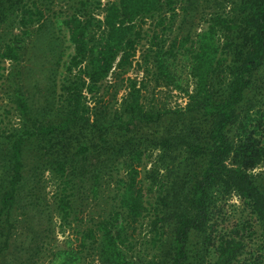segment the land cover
<instances>
[{"label":"trees","instance_id":"obj_1","mask_svg":"<svg viewBox=\"0 0 264 264\" xmlns=\"http://www.w3.org/2000/svg\"><path fill=\"white\" fill-rule=\"evenodd\" d=\"M8 1L0 0V6ZM12 4L19 9L21 25H43L40 9L23 0ZM177 4L178 0H109L102 6L100 0H78L62 20L72 49L60 86L64 120L44 123L30 110L25 95L14 94L20 125L6 136L0 217L18 200L26 201V208L40 206L38 175H32L29 184L22 175L25 142L36 136L45 139L40 146L43 153L51 154L43 162L57 179L54 205L64 224L83 221L82 211L74 209L75 199L88 187L97 197L100 168L107 165L113 170L114 163L123 159L125 177L115 188L116 207L82 235L100 264H189L192 234L202 239L197 264H205L202 258L209 248L214 260L207 264H264V257L240 262L253 235L251 224L235 226L227 233L215 232L212 224L216 195L235 194L258 221L264 237V186L259 184L264 173L254 172L264 166V76L258 75L264 67V0H236L229 16L211 15L195 39L189 33L175 36L166 47L163 35L172 27ZM158 13L145 57L152 61L155 80L182 89L170 61L183 50L193 83L190 91L184 90L186 105L172 111L176 125L165 132L161 122L168 112L147 109L135 80L128 81L129 91L112 115L98 97L101 83L114 70L132 67L144 36L142 27ZM26 29L0 47L1 60L20 61ZM256 81L259 98L253 102L248 92ZM246 101L248 105L241 107ZM76 130L80 134L87 130L88 141L75 144L71 153L63 152ZM111 132L122 133L123 143L112 147ZM149 148L160 154L147 172V190H167L154 202L150 221L155 251L147 259H136L128 255L126 245L146 212L140 167ZM175 153L181 155L176 163Z\"/></svg>","mask_w":264,"mask_h":264},{"label":"rangeland","instance_id":"obj_2","mask_svg":"<svg viewBox=\"0 0 264 264\" xmlns=\"http://www.w3.org/2000/svg\"><path fill=\"white\" fill-rule=\"evenodd\" d=\"M13 1L4 2L0 6V47H3L4 43H10L14 35H20L26 27L28 34L23 37L18 63L0 59V178L4 172L1 161L8 147L6 136L12 132L13 128H18L20 125L15 92H20L28 98L30 110L44 123L57 124L64 120V104L60 98V86L67 76L66 65L72 49L62 20L73 12L78 2V0H23L40 9L44 16L43 25L35 22L23 26L20 24L19 9L13 6ZM107 1L109 0H100V3L103 6ZM234 2L236 0H178L177 15L172 27L163 35L164 45L168 47L175 36H184L188 33L192 39H195L196 34L206 28V20L211 15L221 13L229 16ZM180 7H185L188 13L186 14ZM159 15L158 13L146 19L142 27L144 36L137 45L132 67L124 72L114 70L101 83L98 97L105 101L107 111L112 115L129 91L128 81L135 80L137 86L141 88L143 102L147 109L154 112H168L164 114V120L161 122V131L165 132L176 125L172 123L176 119L172 111L186 105L187 97L184 90L190 91L193 83L188 75V62L182 53L183 50L170 61V69L175 81L182 89L168 85L164 81L156 82L152 61L145 57L149 48L148 40L155 30L154 23ZM186 15H188L187 18ZM258 75L264 76V67ZM257 88L256 81L254 89L248 92V97L253 102L259 98ZM93 104L91 103L90 107H93ZM247 105L248 101L241 107ZM254 105L256 109L258 104ZM87 134H89L87 130L82 134L78 130L74 131L71 144L65 145L67 147L62 148L63 152L71 153L75 150L73 147L75 144L88 141ZM122 135V133L121 135L110 133L112 147L123 143ZM35 137H32L31 142H25L22 175L25 184L32 182L30 179L32 175L35 173L38 175L36 195L40 200V206L26 208V201L18 200L7 215L5 213L1 215L0 264H100L97 257L92 254L90 244L83 240L82 235L85 229L94 227L101 216L108 215L111 209L116 207L115 188L118 189L120 185L117 182L125 177L123 159L114 163L113 170L107 165L100 168L101 179L96 190L97 197H93L95 194L93 192L91 194V189L88 187L84 195L79 193L78 198L75 199L74 209L77 212L82 211L83 221L76 222L77 225L64 224L54 205L57 179L43 162V159L50 157L51 154H44L40 148L45 139ZM159 154V151L149 148L140 167L146 212L137 223L136 231L126 245L128 255L136 259H147L155 251L150 243L153 237L150 221L155 213L154 202L159 195L166 193L167 187L147 190L150 183L147 172ZM173 157H176L175 163L181 159L178 153L173 154ZM34 168L37 169L36 172ZM254 172L255 174L264 173V166L255 169ZM259 184L264 186V177L259 179ZM86 195L89 197L83 201L82 198ZM216 197V208L212 219L215 232L227 233L235 226L251 224L250 229L253 235L246 241V248L240 257V262L251 257H264V237L260 224L250 214L243 200L235 194L227 197L216 195ZM201 242L202 239L197 235H191L189 264H197L196 251L201 248ZM202 260L205 264L214 260L211 248L204 254Z\"/></svg>","mask_w":264,"mask_h":264}]
</instances>
